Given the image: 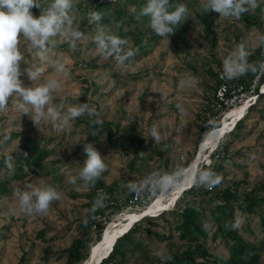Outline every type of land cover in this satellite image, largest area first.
I'll list each match as a JSON object with an SVG mask.
<instances>
[{
  "label": "rangeland",
  "instance_id": "obj_1",
  "mask_svg": "<svg viewBox=\"0 0 264 264\" xmlns=\"http://www.w3.org/2000/svg\"><path fill=\"white\" fill-rule=\"evenodd\" d=\"M47 1L40 0L42 7ZM95 1L72 0L74 22L86 36L76 42L75 49L66 40L56 37L54 44L47 46L42 60L40 50L31 47L21 34L19 47L23 56L20 66L23 74L20 79L23 86L31 87L34 83L38 86L55 77L61 84V90L54 93L53 105L63 104L66 110L69 106L88 102L96 106L100 121L119 124L118 133L122 135L126 134L128 127L134 126L144 142L128 143L126 147L112 146L106 133L93 139L86 124L78 122L79 117L71 122L70 127L63 129H58L50 120H41L35 125L29 115L20 116L14 107L16 100L10 98L7 110L0 111V175L3 172L1 156L12 155L14 158L28 134L35 144L50 149L51 154L38 174L30 173L21 180H11L10 190L0 196V264H66L67 257L62 252L80 234L79 225L88 219L90 198L87 195L91 187L78 176L87 158L85 144L93 143L102 157H107L106 168L102 172L104 180L107 185L117 187L121 201L127 200L130 181L136 182V179H143L154 171H163L159 170L162 161L157 152L161 141H169L172 145L168 153L170 172L178 167H189L200 149L198 117L216 86L208 70H223V60L240 44L250 51L261 44L262 28L259 25L249 26L240 18L220 17L219 13L208 11L216 34V42L212 44L200 17L204 0H172V6L187 5L189 15L176 26L174 34L154 40L149 18H137L147 0H121L126 3L128 11L123 26V30L130 31L126 47L135 55L119 64L114 58L101 55L94 37L101 28L112 34L120 28L103 19L83 22L86 14L90 17L89 7ZM257 3L252 14L264 23V0H257ZM31 12L36 18L41 15L40 8L33 7ZM132 32L144 38L138 50H135L136 37ZM58 65H63L62 72L57 70ZM26 68L40 70L36 82L24 71ZM181 81H184L183 85ZM91 83L93 86L89 88ZM66 97H74L76 101H65ZM249 111L243 118L245 125L238 133L231 135L228 132L215 146L203 152L199 167L213 165L212 151L217 146H227L228 155L220 161L222 173H225L220 187L238 184L242 194L256 188L264 195V98L256 109ZM153 124L162 136L158 144L150 135ZM13 132L21 135L10 138ZM14 167L13 159L11 169ZM72 177L77 178L75 185L69 183ZM40 184L56 187L60 199L52 201L45 214L20 212L14 193L28 185ZM158 196L155 194L151 202ZM208 197H202L206 209L201 211V218L209 233L198 243L215 255L229 257L225 237L221 233L216 235L217 225ZM178 200L160 215L149 217L153 221L149 227L154 233L145 230L148 221H141L142 230L136 234L140 244L128 251L121 264H164L172 252L188 248L187 240L179 237L180 231L176 228L178 216L173 210ZM147 206L130 207L127 204L118 210L106 211L99 223L107 227L122 220L126 213L143 210ZM263 217L264 203L249 216L242 215L238 209L235 211L236 228L246 239L258 244L261 264H264V246L261 245L264 239ZM42 229H45V234L40 237ZM97 230V227H92L90 232L91 246L97 242ZM46 247L54 253L49 259L44 257ZM24 255L26 262H23ZM199 260L202 261L203 257L199 256Z\"/></svg>",
  "mask_w": 264,
  "mask_h": 264
},
{
  "label": "clouds",
  "instance_id": "obj_2",
  "mask_svg": "<svg viewBox=\"0 0 264 264\" xmlns=\"http://www.w3.org/2000/svg\"><path fill=\"white\" fill-rule=\"evenodd\" d=\"M257 6V0H204L202 9L204 12L215 11L220 14V17L238 19L242 14L254 10ZM33 7L41 9L39 18L32 14ZM72 7V0H53L47 7H42L40 0H0V111H6L9 99L14 98L16 111L20 113V116L29 115L35 125L39 124L41 120H50L58 129H63L70 127L72 121L85 114L89 117H97L93 123H102L98 118L96 106L88 102L69 106L66 110L63 104L53 105L54 93L61 90V84L55 77L47 79L38 86L34 83L31 87L23 86L20 79L23 74L20 67L23 59L19 47L21 34L31 47L40 50L42 60L45 59L44 53L47 51V46L54 44V38L60 37L66 40L72 49H75L77 41L86 38L85 34L79 30V25L74 22ZM170 8L174 10H170ZM188 15L189 9L185 4L172 6L170 0H147V4L141 8L137 18L148 17L151 29L158 36L165 37L174 34L176 26L180 24L181 20H186ZM101 19L102 16L99 12H92L89 17L90 22H99ZM94 42L102 56L112 57L119 64H124L135 55L133 50L126 47L127 40L105 32L103 28L94 37ZM261 42L264 43V37L261 38ZM248 55L244 44H240L229 53L223 60V77L231 80L239 78L249 71L264 72V62L250 64L247 60ZM57 70L62 72L63 65H58ZM24 71L34 82L41 74L39 69L26 68ZM181 84L183 85L184 81H181ZM150 135L155 144H158L162 139L155 124L151 128ZM218 135V128L212 133H206L205 142L210 136ZM84 152L87 158L83 162L78 176L85 183H91L105 170L107 157H102L93 143L85 144ZM24 155L26 157L27 153ZM13 159L12 155L8 157L6 163L9 169L12 168ZM76 179V177L70 178L69 183L75 185ZM221 179L211 168L202 169L193 163L187 168L178 167L171 172L154 171L139 182H130L127 187L130 192L136 194H168L185 184L191 185L190 187L201 185L212 188L218 185ZM14 196L18 202L19 211L27 215L45 214L51 202L60 199L57 188L46 184L28 185L24 189H18ZM93 210H95V206ZM157 255L162 254L157 253Z\"/></svg>",
  "mask_w": 264,
  "mask_h": 264
},
{
  "label": "trees",
  "instance_id": "obj_3",
  "mask_svg": "<svg viewBox=\"0 0 264 264\" xmlns=\"http://www.w3.org/2000/svg\"><path fill=\"white\" fill-rule=\"evenodd\" d=\"M52 2L53 0H48L45 4V7L50 5ZM171 2L172 0H170V3ZM138 8L140 9L141 5H139ZM89 11L91 13L99 12L104 22H110L118 26L120 30H118L115 35L127 40V35L130 33V31L123 30V26L126 22L125 18L128 16L126 3L121 2V0H96L95 3L90 5ZM200 17L201 21L204 23V28L207 35L212 38V44H215L216 34L212 29L208 12L202 11ZM87 19H89V16L86 14V19L83 21L84 24L87 22ZM240 19L244 20L249 26L259 25L262 28V37H264V23H262L257 16L252 14V10L242 14ZM132 35L136 37L135 50H138L140 48V42H142L144 38L140 34L138 35L133 33ZM152 36V39L154 40H157L160 37L154 31ZM246 51L249 53L247 56L248 63L258 64V62L263 61L264 43L261 42L260 46L253 51H250L249 49ZM223 71L224 69L218 72H215L213 69L208 70L211 78L215 80L214 82L216 83V86L214 88L213 95L208 97V102L203 106V110L198 117L200 122L198 136L200 140H202L205 137V134L210 131L205 123L208 120V114L213 113L214 111V101H212V99L215 98L217 87H219L221 83L225 82L229 88H231V85L234 84L243 85L245 88H248L254 81L256 75L259 73V70L255 73L249 71L239 78L222 80L219 75L220 73H223ZM261 81L264 82V74L262 75ZM92 86L93 83L88 85L89 88ZM263 98L264 93L260 94L258 103L250 109L249 113L258 107ZM64 100L74 102L76 101V98L66 97ZM95 119H97V117H89L87 114L78 118L79 123L86 124V128L89 130L90 136L93 139H98L101 137V135H103V133H106V137L112 146L118 145L126 147L128 143L142 144L144 142L141 134L134 128V126L128 127L126 134L122 135L118 133L120 130L119 124L108 121H102V123H93ZM220 125L221 124L218 123L217 127ZM244 125V119L239 120L234 129L231 130L229 134L233 135L235 132L238 133L237 131H240ZM20 135L21 134L18 132H13L11 133L10 138L19 137ZM159 145L161 148L157 152L162 161L159 170L170 172L169 165L171 163V158L168 156V153L172 150L171 142L161 141ZM25 153H27L26 157L24 155ZM50 154V149L47 147H40L39 145L35 144L33 138L28 134L23 138L17 153L14 155L15 167L13 170L9 169L6 163L10 155H2L1 164L3 165V172L2 175H0V196L6 194L10 190L9 184L11 180H21L30 173L38 174L40 170L43 169L46 159ZM227 155V146H217V148L210 155L215 159V163L210 167H208L206 164H203L201 167L202 169L211 168L212 171L222 178L218 185L214 186L213 189H209L206 186L193 185L192 187L185 190L179 197L177 206L173 211L178 216L176 228L180 231L179 237L181 239L187 240L188 248L182 252H172L164 264H261V255L258 244L246 239L238 232V229L236 228L235 211L236 209L240 210L241 214L244 216H249L256 213L259 206L264 203V195L260 194L256 188H253L251 191L242 194L238 189V184L236 186L229 185L223 188L220 187L222 186L225 177V173H222L223 167L220 161ZM191 161L192 160L189 162ZM189 162L188 164H190ZM104 177L105 175L101 173V175L93 182L88 183L91 187V191L87 195L90 198L87 214L88 219L79 225L80 234H78L72 243L62 252V254H66V264H83L84 261L89 257L90 249L92 247L90 244L92 238L90 232L93 227L91 219L95 212L93 209L95 206L97 191L99 189H104L108 193H111L109 199L110 203L105 207L104 210H102L103 215L107 210H118L123 207V205L118 204V201L121 200V196L117 190V187L113 185H107L105 183ZM141 179H136V182H139ZM132 193L133 192H130L129 190V195L126 197L127 200L123 201V204L126 205L128 203ZM205 195H209L208 200L211 204V212L217 225L216 235L217 233H221L229 245V257L215 255L211 253L209 249L203 244L198 243V241L201 240L203 236L206 237L209 233L203 219L201 218V211L203 212L205 208L202 197ZM149 217L150 216H147L136 222L129 231L119 237L113 247L112 252L100 264H121L123 262L128 251L131 250L132 247L140 244L139 240L136 239V234L142 230L141 221H148V226L145 227V230L149 233H154L149 227L153 223ZM261 223L264 226V217L261 218ZM96 227L98 228L97 241H99L106 227L101 223H98ZM44 234L45 229H42L39 235L41 237ZM155 234L157 233L155 232ZM261 245L264 246V239L261 241ZM53 254L54 253L50 247H46L44 249L45 259H49ZM199 256L203 257L202 261L199 260ZM22 258L23 262H26L25 255Z\"/></svg>",
  "mask_w": 264,
  "mask_h": 264
},
{
  "label": "built area",
  "instance_id": "obj_4",
  "mask_svg": "<svg viewBox=\"0 0 264 264\" xmlns=\"http://www.w3.org/2000/svg\"><path fill=\"white\" fill-rule=\"evenodd\" d=\"M261 62H264V59ZM263 74L264 72L259 71V73L254 78V81L248 88H245L243 85L236 84L231 85V88H229L225 82L221 83L219 87H217L215 98L212 99V101H214V111L213 113L208 114V120L205 123L208 126V129L211 130L217 127L218 123H223L225 118L228 120L232 118V116L229 115L234 109L237 108L239 109L244 107L245 109L242 117L237 119L236 123L243 119L248 110L258 103L260 94L264 93V82L261 81ZM219 76L222 80L226 79L223 77V73H220ZM209 189H213V187ZM110 194L111 193H108L104 189H99L97 191L95 212L91 219V223L94 228H96L103 216L102 210H104L105 207L110 203ZM153 198L154 195H149L148 193H132L127 204L130 207L147 206L149 203H152L151 201ZM118 204L123 205V201H118Z\"/></svg>",
  "mask_w": 264,
  "mask_h": 264
},
{
  "label": "bare ground",
  "instance_id": "obj_5",
  "mask_svg": "<svg viewBox=\"0 0 264 264\" xmlns=\"http://www.w3.org/2000/svg\"><path fill=\"white\" fill-rule=\"evenodd\" d=\"M244 107L234 109L229 116H232L229 120L227 118L224 119L223 123L220 126L211 129L208 133L214 132L217 128L219 129V135L215 137H209L207 142H205V137L201 140L199 153L197 155L196 160L192 162L199 166L200 159L202 158L203 152L209 148L216 145L217 141H219L223 136H225L228 132L233 130V126L236 124L237 119L241 118L244 113ZM191 164V165H192ZM191 185L185 184L182 187H178L174 192H170L168 194L159 193L157 199H155L151 205L147 208L139 211H131L125 214V217L119 222L111 223L109 226L105 228L103 232L104 238L101 237L99 241L93 244L94 249L92 254H89V257L84 261L83 264H100V260L102 261L108 256L104 257L105 254L110 249L112 243L114 242L117 234L120 230L127 228L133 222H138L139 220L147 217V216H157L160 215L163 211L168 210V206L172 205L175 200L179 197V195L183 192L184 189L189 188ZM166 196H170L167 201L164 200ZM142 217V218H141ZM134 223V224H135Z\"/></svg>",
  "mask_w": 264,
  "mask_h": 264
},
{
  "label": "water",
  "instance_id": "obj_6",
  "mask_svg": "<svg viewBox=\"0 0 264 264\" xmlns=\"http://www.w3.org/2000/svg\"><path fill=\"white\" fill-rule=\"evenodd\" d=\"M141 218H142V217H141ZM134 223H135V222H133L132 224H130L127 228H125V229H123V230H120V232L117 234V236H116L114 242L112 243L110 249L108 250V252L105 254L104 257L108 256V255L112 252L113 247H114V245H115L117 239H118L119 237H121L125 232H127L128 230H130V229L132 228V226L134 225ZM104 233H105V232H103V234H102V238H104ZM93 249H94V246L91 247V249H90V254H92ZM102 259H103V258H102ZM102 259L100 260V262L102 261Z\"/></svg>",
  "mask_w": 264,
  "mask_h": 264
}]
</instances>
